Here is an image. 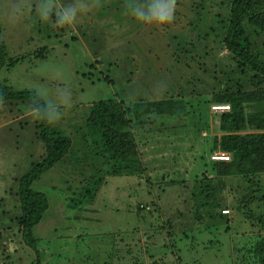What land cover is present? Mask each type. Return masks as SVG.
Segmentation results:
<instances>
[{
	"label": "rangeland",
	"instance_id": "374dc122",
	"mask_svg": "<svg viewBox=\"0 0 264 264\" xmlns=\"http://www.w3.org/2000/svg\"><path fill=\"white\" fill-rule=\"evenodd\" d=\"M227 4L0 0L7 56L0 83L35 90L50 125L72 140L31 184L49 204L32 229L44 262L264 264V171L213 170V160L225 158L212 156H229L219 149L227 109L213 108L228 105L215 98L255 88L252 71L221 44ZM254 48L264 58L263 34ZM109 97L128 109L137 150L119 173L86 128L91 106ZM156 100L168 101V113L132 112ZM38 121L29 105L0 101V264L35 261L16 219L18 179L44 156Z\"/></svg>",
	"mask_w": 264,
	"mask_h": 264
},
{
	"label": "trees",
	"instance_id": "16d2710c",
	"mask_svg": "<svg viewBox=\"0 0 264 264\" xmlns=\"http://www.w3.org/2000/svg\"><path fill=\"white\" fill-rule=\"evenodd\" d=\"M227 5V18L220 27L221 44L237 67L252 71L250 80L255 88L225 90L214 100L218 104L229 106V110L220 117V129L224 134L220 138L219 149L228 153L230 160H213L216 177L264 171V88H260L264 82V58L254 48L256 35H264V0H228ZM6 57L0 20V70L7 64ZM0 101L25 103L36 112L39 119L37 135L43 143L44 156L18 179L20 213L16 221L24 245L35 255L34 264H47V261L44 262L46 254L40 249L38 238L32 229L41 220L49 204L45 194L33 190L31 184L65 156L72 140L50 125L48 105L35 90L14 89L0 83ZM167 102H139L134 104L132 112L141 114L155 109L159 113H168L171 108L167 109ZM244 104L258 106V109L245 112ZM127 111L123 101L109 97L94 103L86 118L88 134L98 139L101 153L111 163V169L115 173L128 170L137 152ZM246 129L257 132L239 133ZM84 190L88 191L87 188Z\"/></svg>",
	"mask_w": 264,
	"mask_h": 264
},
{
	"label": "built area",
	"instance_id": "2783aa9c",
	"mask_svg": "<svg viewBox=\"0 0 264 264\" xmlns=\"http://www.w3.org/2000/svg\"><path fill=\"white\" fill-rule=\"evenodd\" d=\"M218 107V105H215V106H213V108L215 109V110H224V109H227V110H229V106H223V107H225V108H223V109H219V108H217ZM218 157H221V158H225V159H228V156H216V155H214V156H212V158H218Z\"/></svg>",
	"mask_w": 264,
	"mask_h": 264
},
{
	"label": "bare ground",
	"instance_id": "6f19581e",
	"mask_svg": "<svg viewBox=\"0 0 264 264\" xmlns=\"http://www.w3.org/2000/svg\"><path fill=\"white\" fill-rule=\"evenodd\" d=\"M224 105H218V107L217 108H219V109H223V108H225V107H223ZM218 158H221V157H218Z\"/></svg>",
	"mask_w": 264,
	"mask_h": 264
}]
</instances>
